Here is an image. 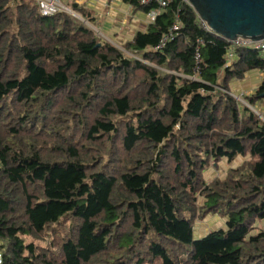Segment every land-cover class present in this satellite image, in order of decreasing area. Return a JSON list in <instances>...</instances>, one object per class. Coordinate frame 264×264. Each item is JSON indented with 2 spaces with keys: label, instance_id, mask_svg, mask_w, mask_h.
Returning <instances> with one entry per match:
<instances>
[{
  "label": "trees",
  "instance_id": "trees-1",
  "mask_svg": "<svg viewBox=\"0 0 264 264\" xmlns=\"http://www.w3.org/2000/svg\"><path fill=\"white\" fill-rule=\"evenodd\" d=\"M60 1L81 20L0 0L1 264H264V115L226 92L264 74V51L226 67L229 44L185 0H125L158 14L120 50ZM263 98L264 77L244 100ZM237 156L250 160L204 181ZM210 214L225 229L195 240Z\"/></svg>",
  "mask_w": 264,
  "mask_h": 264
},
{
  "label": "crops",
  "instance_id": "crops-1",
  "mask_svg": "<svg viewBox=\"0 0 264 264\" xmlns=\"http://www.w3.org/2000/svg\"><path fill=\"white\" fill-rule=\"evenodd\" d=\"M78 3H81V5H84L94 13L98 23H100V31L104 36L108 40H115L119 44L130 42L135 34L138 32H146L150 25L148 15L140 11H134L131 4L125 0H78ZM263 77L264 74L260 70L247 71L241 79L230 80L226 84V92L238 102L246 104L247 102L244 98L254 95L259 90ZM250 109L254 113L261 112L264 115V98L255 102ZM262 114L260 116H263ZM249 160V156H237L231 162H228L226 159L221 160L216 167L219 166L223 169L222 172L224 171L225 173L223 175L221 172L220 177L214 176L213 179L223 178L227 171L236 169ZM222 224L221 229H225V219H222ZM257 229L264 230V221L257 224ZM210 232H206L202 228V231L199 230L197 237L201 239Z\"/></svg>",
  "mask_w": 264,
  "mask_h": 264
},
{
  "label": "water",
  "instance_id": "water-1",
  "mask_svg": "<svg viewBox=\"0 0 264 264\" xmlns=\"http://www.w3.org/2000/svg\"><path fill=\"white\" fill-rule=\"evenodd\" d=\"M213 35L227 43L264 40V0H185ZM67 12L80 19L67 9ZM93 29L91 25L85 22ZM262 119V116L258 115Z\"/></svg>",
  "mask_w": 264,
  "mask_h": 264
},
{
  "label": "built area",
  "instance_id": "built-area-1",
  "mask_svg": "<svg viewBox=\"0 0 264 264\" xmlns=\"http://www.w3.org/2000/svg\"><path fill=\"white\" fill-rule=\"evenodd\" d=\"M136 2L138 5L140 6H148L151 4H157V6L160 9H164L167 4L168 1L167 0H131ZM35 2L37 3L40 13L42 16L44 17H49L52 16L58 12H61L62 10L67 11L66 7H64L62 5V3L60 2V0H35ZM158 12H151L148 14L149 18H150V22H153L155 20V17L157 16ZM202 22V21H201ZM203 28L210 33V31L208 30L207 26L202 22ZM180 29V26L178 23H175L173 25V27L171 28L170 32L168 35L164 36V38L162 39L160 45H159V49L162 48L164 46V44L169 41L172 40L175 36V32H177ZM212 34V33H210ZM229 46L226 50V67H230L231 64L233 63V61L235 60V50L237 48H249L251 50H255V51H264V40L260 41V42H256V43H252L249 41H244V40H239L237 42H233V43H228ZM195 61L196 64L199 63L200 61V55H199V48H196V52H195ZM2 263V257H1V253H0V264Z\"/></svg>",
  "mask_w": 264,
  "mask_h": 264
},
{
  "label": "rangeland",
  "instance_id": "rangeland-1",
  "mask_svg": "<svg viewBox=\"0 0 264 264\" xmlns=\"http://www.w3.org/2000/svg\"><path fill=\"white\" fill-rule=\"evenodd\" d=\"M35 1V0H34ZM61 2V1H60ZM75 3L77 4V5H79V6H83V7H85L84 5H81V3H78V0L76 1L75 0ZM62 5L64 6V7H66L63 3H62ZM66 9H69L68 7H66ZM70 10V9H69ZM71 11V10H70ZM61 12H64V13H67V14H69L67 11H64V10H62ZM72 12V11H71ZM70 15V14H69ZM148 21H150V18H149V16H148ZM100 24V23H99ZM93 27V26H92ZM89 28H91V27H89ZM92 29V28H91ZM95 33H96V35L97 36H99L104 42H107V43H110L111 45H113V46H115L116 48H118V49H120V50H122V48H123V46L126 44H119V43H117L115 40H112V39H107L105 36H104V34L100 31V28L99 27H97V28H95V27H93V29H92ZM107 39V40H106ZM239 100H241V99H239ZM240 104H242L243 106H246L247 108H251V106L250 105H248L247 103L245 104V103H241V102H239ZM250 106V107H249ZM252 110V109H251ZM262 113L261 112H257L256 113V115L258 116V115H261ZM263 115V114H262ZM222 170L223 169H221L219 166L218 167H216V166H210L205 172H204V174H203V179H204V181L205 182H207V183H210L212 180H213V177L214 176H217V177H220V175H221V172H222ZM228 172V171H227ZM224 171L222 172V174L224 175ZM202 203V199L201 198H199L198 199V204H201ZM222 218L221 217H219L218 215H207V216H205L203 219H201V220H197L195 223H194V229H193V238L195 239V240H197L198 239V237H197V234H198V232H199V230H201L202 231V228H203V230L205 229V231L206 232H210V231H212V230H216V229H221L222 228Z\"/></svg>",
  "mask_w": 264,
  "mask_h": 264
}]
</instances>
